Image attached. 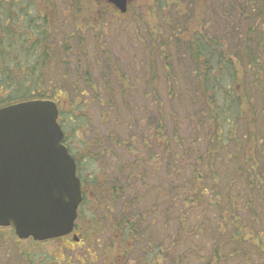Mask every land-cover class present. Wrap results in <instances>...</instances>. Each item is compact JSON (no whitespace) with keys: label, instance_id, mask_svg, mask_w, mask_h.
<instances>
[{"label":"trees","instance_id":"1","mask_svg":"<svg viewBox=\"0 0 264 264\" xmlns=\"http://www.w3.org/2000/svg\"><path fill=\"white\" fill-rule=\"evenodd\" d=\"M35 1L36 10L32 0H0V107L57 101L63 142L84 188L97 189L103 213L111 209V221L102 220L116 239L104 245L128 243L127 252L145 264H175L171 249L200 232L203 243L191 241L185 253L196 264H264V0H154L169 28L168 39L154 46L160 64L150 55L148 69L136 75L102 50L94 60L99 81L82 59L86 41L63 31L67 16L56 12L55 0ZM81 1L69 0L65 12L74 26L85 20L91 28L92 19L84 18L93 12L83 11ZM179 2L186 6L183 17H169ZM78 9L84 14L76 16ZM54 59L67 62L56 88H64L72 111L84 107L82 116L63 111L56 89L44 90L43 67ZM159 68L163 91L156 87ZM85 89L89 98L74 97ZM76 118L82 123L75 125ZM70 132L81 133L78 154ZM6 229L16 245L22 241ZM30 256L22 264H35Z\"/></svg>","mask_w":264,"mask_h":264},{"label":"rangeland","instance_id":"2","mask_svg":"<svg viewBox=\"0 0 264 264\" xmlns=\"http://www.w3.org/2000/svg\"><path fill=\"white\" fill-rule=\"evenodd\" d=\"M32 1L34 2V4L32 5L33 10H36L37 3L35 0ZM84 1H81L79 7L82 8L83 11L93 12V14L89 15V18H92L93 16L97 17V14L100 12V4L97 3L98 0H86V3ZM131 2L132 6L129 10V13L124 17L111 15L110 10H106L108 13L103 15L101 17V20H91L92 22H94V25H96V27L100 30V34H98L97 37V31L93 28H87L85 26V23H83L85 20H80L78 23V27L72 24L73 14L68 15L66 20H63L65 21L64 27H66L63 31L68 34L74 31L73 33H75V36L77 38H81L86 41L84 48L86 55L82 59L87 64L89 62V65L91 66V74L97 81L100 80V77L98 75L99 67L95 65L94 60L101 59V56H104L102 54V50L106 51V54L111 57L115 64H118L129 73H133L136 75L140 72L141 67L148 69L149 64L147 62L149 61L150 55L156 57L154 58L157 63L160 64L161 62V60L157 58L156 52H154V46L158 42L162 40L166 41L168 39L169 28L164 23L163 19H161V15L156 14L157 12L154 9L156 8V6L154 5V0H132ZM45 4L46 3H44L43 1V8H45ZM53 4L58 14H62L66 11V9L71 10L72 8L69 0H55ZM22 5H25V2H23ZM185 8L186 6L183 3L179 2L178 5L175 6L173 12L170 15L168 14V16L175 17L177 13L179 16L183 17ZM82 10H75L76 16H81V14H84ZM196 10L198 12L199 7L196 8ZM183 26L184 23H181V27ZM191 26H194L195 28L196 24L191 22ZM154 29H159L161 31H164L165 33L164 35L162 33L154 35L152 33ZM57 55L60 58L63 54L57 53ZM172 63L173 67L176 68V60H174ZM43 70L45 73L44 90H57L55 93L56 99H59V101L62 103L61 106H64L63 111L69 112L71 116L73 115L75 117L85 114L84 107H81L80 109L76 108L75 111H72L71 101L66 100L65 95L67 94L61 91L64 88L60 87V91H58V89L56 88L57 85L62 83L61 75L65 72V67H63V65L59 61H56L54 59L51 60L48 64H44ZM79 72L80 74L83 73L82 70H80ZM157 74V79L159 81L156 87L157 89L163 91L165 89V82L162 68H159V73ZM146 78L151 79V76L147 74ZM72 80L73 79L70 78L68 82H71ZM139 82L142 81L139 80ZM137 87L141 88V84H137ZM87 96L88 92L85 89L84 97L87 98ZM135 96L138 98L137 93L135 94ZM74 97H76L77 99L82 98L78 95H75ZM91 108L93 110L94 122L97 123L99 120V111L97 108H95V105H92ZM74 121L75 125L82 123V121L80 122L79 118H76ZM70 136L73 140V149L78 154L80 151V139L82 138L81 133L78 132V138L76 137L75 132H70ZM144 191H147V189H144ZM152 195L153 193L151 192L147 198V202L148 200H151ZM162 220L163 217L159 215L157 224L159 226L161 236L163 234L161 225ZM101 226L104 229L103 230L101 228V230L104 232L103 237L101 238L105 239L100 240L101 242H99L100 244H98L97 246L94 243V245H86L82 247H78L76 243H73L74 241L71 237L70 239H51L40 243H32L31 241L22 240L16 245L15 241L9 238L6 227H2L3 229L1 230V233L5 236L3 240L0 241V264H22L21 259L24 258V256H26L27 254L29 256L31 255L30 257L34 260L33 262L35 264H89V259H97L92 264H103L104 257H116V255L119 253V249L123 247L129 248V244H122L118 242L114 244V247L111 249L109 247H106L104 245L105 241L110 242L113 238L116 239V237L110 235L111 233L108 235L109 230L106 226V222L103 221ZM155 228L156 227H152L151 229L155 230ZM91 230L89 232H86L82 229L79 230V236L82 238L81 243L91 240ZM168 232L172 234L170 229H168L166 233L168 234ZM170 234H168L167 238L165 239V245L167 246H169L170 244ZM92 240V242H94V239ZM191 241L198 243L200 247L201 242L203 243L204 241V238L200 232H192L189 233L187 240L183 241L178 247H175L174 249L172 248L171 251L174 253L173 258L175 264H196L195 259L192 256L188 257L187 255H185L188 243H191ZM129 256L131 261H133L134 256H132L131 254ZM169 260H172V257L169 258ZM229 262L230 264H232L235 263V260H230Z\"/></svg>","mask_w":264,"mask_h":264},{"label":"water","instance_id":"3","mask_svg":"<svg viewBox=\"0 0 264 264\" xmlns=\"http://www.w3.org/2000/svg\"><path fill=\"white\" fill-rule=\"evenodd\" d=\"M120 11L127 0H108ZM51 98L0 107V227L45 241L73 231L82 201L77 163Z\"/></svg>","mask_w":264,"mask_h":264},{"label":"flooded vegetation","instance_id":"4","mask_svg":"<svg viewBox=\"0 0 264 264\" xmlns=\"http://www.w3.org/2000/svg\"><path fill=\"white\" fill-rule=\"evenodd\" d=\"M131 1L132 0H127V10L125 12H122L113 3H110L108 0H99L100 12L97 14L98 16L97 17L93 16L92 18H89V17L86 18L85 17L84 19H96V20L100 19L101 20V17L103 15H105L106 13H108L106 10H110L111 15H115L118 17L119 16L124 17L126 14L129 13V10L132 6ZM62 14L63 15L65 14L66 16L71 15V13H69V12H63ZM85 23L87 24L89 22L87 21ZM92 23L93 24H91L90 27L97 31L96 25H94V22H92ZM60 39H61V37H55L54 41H58ZM58 46H60V45H58ZM56 50L58 51V47L56 48ZM56 50L54 53H56ZM83 52H84V56H85L86 55L85 49L83 50ZM72 54H74V52H72ZM68 61H69V59H68ZM72 63H75V60H72ZM61 64L63 65V67H65L67 65V62H65V63L63 62ZM84 94H85V92L82 95H78V96L84 97ZM100 96L104 97L103 94H101ZM87 98H89V93H88ZM91 175H93V174H89V176H91ZM79 178H80L81 183H82V201L78 207V215H77V218L75 221L74 229L69 234L64 235L62 237H59V238H65V239L69 238L70 239V237H71L72 240L74 241L73 243H76L78 245V247H82V246H86V245H89V246L94 245V242H92L93 241L92 239H95V240L97 239L98 242H101L100 240H104L105 238H101V237H103V233H104L101 230V228L103 229V227L101 226V224L103 222L102 219L106 218V219L111 221V219L113 217H112L110 208H109V210L108 209L106 210V213L102 212L103 200L99 196H97V194H96L97 189H94L91 187L90 188H84V182L80 176H79ZM105 191L115 192V191H119V189H105ZM109 199H112V198H109ZM82 207H85V210L83 212L81 211ZM96 210L98 212H96ZM95 222L98 224H96ZM81 229L86 231V232H89L91 229H94V230H91V233H92L91 240L81 243L82 238L79 236V230H81ZM59 238H54V239H59ZM29 239H32V238H29ZM22 240H28V239H22ZM32 240L36 241L34 239H32ZM45 241H48V240H45ZM45 241H36V242H45ZM128 249L129 248L119 249V253L116 255V257H108V256L104 257L103 264H145L144 260L142 258L138 257L139 255L133 254L132 251H131V253H128L127 252ZM130 254L132 256H134L133 261H131V259H130V256H129ZM96 260L97 259H89V264L94 263ZM152 260L153 259L151 257L150 262Z\"/></svg>","mask_w":264,"mask_h":264}]
</instances>
